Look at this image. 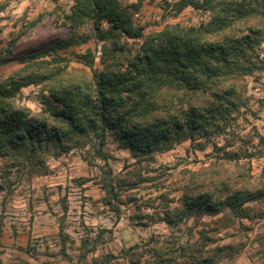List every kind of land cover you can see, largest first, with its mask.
I'll return each mask as SVG.
<instances>
[{
  "label": "rangeland",
  "instance_id": "rangeland-1",
  "mask_svg": "<svg viewBox=\"0 0 264 264\" xmlns=\"http://www.w3.org/2000/svg\"><path fill=\"white\" fill-rule=\"evenodd\" d=\"M118 2L133 26L142 29L140 38L120 35L100 40L90 22L72 25L67 18L71 0H0V82L22 67L17 61L21 56L54 42L87 37L85 43L58 49L42 60L64 76L91 83L93 74L112 61L126 67L148 35L168 25L198 27L209 20L208 12L190 6L176 12L175 0ZM107 27L101 24L103 31ZM258 55L264 64V40ZM53 58L61 60L55 63ZM235 97L236 107L224 133L197 134L194 140L168 151H153L149 157L135 158L110 131L102 150L108 157L105 161L97 154L94 133L85 147L61 154L50 148L37 152L31 161L23 153L0 157V264H96L106 254L117 256L151 237L169 235L202 246L203 256L212 257L213 264H264V201L245 206L250 218H237L224 208L215 216L193 213L173 225L160 220L167 203L178 204L191 173L215 161L232 165L225 160L226 152L239 154V162L250 166L254 181L264 177V69L245 76ZM11 101L36 114L51 100L39 84L21 88ZM39 157L43 164H38ZM105 188L114 198L109 205ZM233 188L223 186L216 197ZM161 194L164 197L156 199ZM137 215L152 218L136 221Z\"/></svg>",
  "mask_w": 264,
  "mask_h": 264
},
{
  "label": "trees",
  "instance_id": "trees-1",
  "mask_svg": "<svg viewBox=\"0 0 264 264\" xmlns=\"http://www.w3.org/2000/svg\"><path fill=\"white\" fill-rule=\"evenodd\" d=\"M71 1L70 23L78 26L90 22L100 40L142 36V29L133 26L130 14L121 9L118 0ZM173 6L176 12L188 6L208 12L209 20L198 27L168 25L148 35L126 67L119 60L112 61L93 74L91 83L64 76L42 60L58 49L85 43L87 37L54 42L18 58L22 67L0 82V157L23 153L31 161L37 152L50 148L61 154L85 147L94 133L97 154L105 161L108 157L102 150L107 131L135 158L149 157L153 151H168L175 144L194 140L197 134L224 133L236 107L237 85L245 76L264 69L258 55L264 40V0H175ZM2 8L0 5V11ZM103 22L108 25L106 31L101 29ZM58 60L53 58L52 62ZM39 84L59 106L46 101L45 109L31 114L11 101L21 88ZM225 156L232 165L215 161L191 173L178 204L170 207L173 201L167 203L160 220L173 225L193 213L215 216L224 208L237 218H250L245 206L264 201V177L254 181L250 166L239 162L237 152H226ZM39 158L38 164H43L44 159ZM228 184L233 190L216 197V192ZM105 190L109 205L114 198ZM163 197L161 194L156 199ZM143 216L137 215L135 220L147 222L152 218ZM204 250L169 235L151 237L117 256L106 254L95 262L213 264L212 257L203 256Z\"/></svg>",
  "mask_w": 264,
  "mask_h": 264
},
{
  "label": "crops",
  "instance_id": "crops-1",
  "mask_svg": "<svg viewBox=\"0 0 264 264\" xmlns=\"http://www.w3.org/2000/svg\"><path fill=\"white\" fill-rule=\"evenodd\" d=\"M66 161L68 162L66 166H67V167H70V165H71V164H69V161H68V159H67ZM41 230H45V229H44V228H42ZM43 234H45V232H43Z\"/></svg>",
  "mask_w": 264,
  "mask_h": 264
},
{
  "label": "built area",
  "instance_id": "built-area-1",
  "mask_svg": "<svg viewBox=\"0 0 264 264\" xmlns=\"http://www.w3.org/2000/svg\"><path fill=\"white\" fill-rule=\"evenodd\" d=\"M35 94H37V93H35Z\"/></svg>",
  "mask_w": 264,
  "mask_h": 264
}]
</instances>
